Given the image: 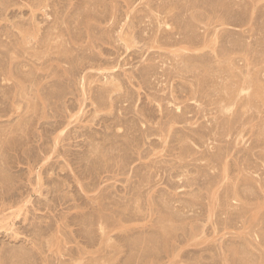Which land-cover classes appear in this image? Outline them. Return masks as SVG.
<instances>
[{"label": "rangeland", "instance_id": "374dc122", "mask_svg": "<svg viewBox=\"0 0 264 264\" xmlns=\"http://www.w3.org/2000/svg\"><path fill=\"white\" fill-rule=\"evenodd\" d=\"M0 264H264V0H0Z\"/></svg>", "mask_w": 264, "mask_h": 264}]
</instances>
